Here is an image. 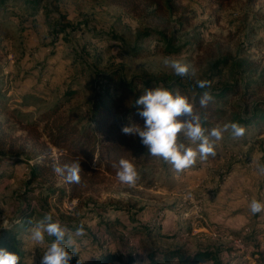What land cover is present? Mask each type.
<instances>
[{"label":"rangeland","instance_id":"374dc122","mask_svg":"<svg viewBox=\"0 0 264 264\" xmlns=\"http://www.w3.org/2000/svg\"><path fill=\"white\" fill-rule=\"evenodd\" d=\"M175 3L185 10L159 14L143 0H64L60 11L70 26L55 37L43 15L30 16L22 0H8L0 10V123L15 129L12 115L30 122L59 103H64L62 111L80 107L83 116L103 85L113 96L120 78L179 77L209 81L211 88L236 82L240 95L230 99L238 105L236 112L242 93L263 101L264 0H236L222 7L210 0ZM25 17L29 24L22 21ZM146 30L172 37L179 50L168 49L160 36L137 40ZM176 62L187 65L186 76L175 74ZM228 116L211 124L231 125ZM213 143L215 156L198 157L180 172L172 167L140 178L132 187L121 184L117 175H99L69 199L64 179L56 175L28 200L21 196L23 173L39 150L17 143L2 152L3 161L28 162L0 175V248L17 255L29 251L24 235L10 227L19 210H28L34 224L51 213L62 224L83 227L82 241L92 235L104 243L121 259L114 264H156V254L164 250L191 256L205 248L216 251L224 264H264V211L250 210L251 201L264 203V173L259 171L264 127L251 126L241 137L229 127ZM58 190L65 195L59 197ZM33 258L24 264H38Z\"/></svg>","mask_w":264,"mask_h":264},{"label":"trees","instance_id":"16d2710c","mask_svg":"<svg viewBox=\"0 0 264 264\" xmlns=\"http://www.w3.org/2000/svg\"><path fill=\"white\" fill-rule=\"evenodd\" d=\"M8 0H0V10L6 8ZM16 1V0H12ZM25 3L26 10L30 8L29 15H43L44 20L50 22L52 32L56 37L59 33H64L68 29L69 22L67 14L60 11V5L64 0H22ZM147 6L154 7V11L159 14H170L185 10V7L177 5L176 0H143ZM218 7H222L236 0H210ZM255 2L257 0H248ZM123 6H133V3L118 1ZM29 24L28 17L22 20ZM152 36H160L165 40L168 49L173 47L172 37L165 38L164 35L157 31L146 30L137 36V40L142 37L150 38ZM163 37V38H162ZM117 39H119L117 37ZM120 40V39H119ZM107 76V75H106ZM104 76V79L111 82L110 77ZM119 89L112 95H108L106 85H103L101 92L94 95L90 100L88 108L84 115L80 116V107H70L66 111H62L64 103L55 104L41 113L37 118L30 122H23L12 115L16 128L4 127L0 123V175L12 173L14 167L19 162L27 163L21 159L11 160L10 164L3 161L2 152L6 149H13L17 143L28 144L34 149H38L34 163L27 166V172L23 173L25 181L23 183V191L21 196L28 200L33 197L35 189L40 188L52 177L58 175L65 181V185L69 190L67 195L69 199L78 197L82 189L91 187L95 178L99 175H116L117 167L120 159L131 160L139 172L140 178H145L155 173H167L173 167L172 164L165 162L162 158L151 156L147 148L141 143L138 136L125 135L122 128L132 124L143 126V119L138 115L139 107L136 100L144 94L146 89H154L163 87L186 96L190 103L194 105L195 114L202 119L203 126L210 132L214 127L211 121L219 122L225 118L230 110L228 121L230 124H238L245 130L251 126H256L259 130L264 127V100L253 101L252 93H242V104L239 111L236 112L238 105L231 104V98L240 95L238 84L220 85L214 88H199L196 83L175 77L170 79L152 78V79H131L125 82L119 79ZM207 92L212 96L207 107L200 106V99ZM15 131L21 132L14 135ZM181 142L188 147L186 139L181 136ZM80 158L82 171L80 173L79 183L68 182L64 175H60L54 171L56 167L70 165L74 159ZM27 165V164H26ZM52 184V183H51ZM51 187V186H49ZM50 190V189H49ZM54 190H50V193ZM58 190V196L65 195L64 192ZM32 211L19 210V215L10 224L17 233L24 235L26 238L25 245H29L30 249L24 253H18L20 264H24L32 256L39 259L46 251L47 246L53 242L54 237L45 239L44 244L34 247L29 239L30 231L34 224L32 219ZM41 217V214L39 215ZM69 229V237H66V246L68 251L73 254L70 264H114L121 259L113 253L103 248L102 242H98L89 235L84 238L82 235H76L77 229L71 224H64ZM85 236V235H84ZM87 236V235H86ZM33 243V242H32ZM24 244V243H22ZM32 246H31V245ZM151 261L154 260L153 255H149ZM160 263L156 264H224L217 256V252L211 248L198 250L193 255H186L184 252L172 249L164 250L156 254ZM30 259L32 262L35 259Z\"/></svg>","mask_w":264,"mask_h":264},{"label":"clouds","instance_id":"9594fccd","mask_svg":"<svg viewBox=\"0 0 264 264\" xmlns=\"http://www.w3.org/2000/svg\"><path fill=\"white\" fill-rule=\"evenodd\" d=\"M172 67L178 76L184 77L188 73L187 65L176 62ZM196 86L210 87V82L197 81ZM211 100L212 96L205 92L200 99V106L206 108ZM135 103L139 107L138 115L144 121L143 126L139 124L126 126L122 128V133L138 136L151 156L162 158L172 164L178 172L193 166L198 157L207 159L209 156H215L213 139L221 140L223 133L229 127L234 136L244 135V128L235 123L225 125L223 128L216 127L208 132L203 126L201 117L195 114L194 105L188 98L163 87L146 89ZM181 136L197 146L185 147L181 142ZM116 167V175L120 183L129 187L135 186L140 179L136 165L131 160L120 159ZM54 171L60 175L67 173L65 179L70 183H79L80 173L83 172L80 158L74 159L70 165H65L63 168L58 166ZM259 171L264 173V165H260ZM250 210L253 214L260 213L264 211V203L251 201ZM45 234L55 239L47 246L40 264H70L73 254L66 246V237H69L70 242L67 226L58 218L54 219L51 213L45 214L32 227L29 239L34 244H44ZM83 234V227L78 228L76 235ZM0 264H20V257L0 248Z\"/></svg>","mask_w":264,"mask_h":264}]
</instances>
